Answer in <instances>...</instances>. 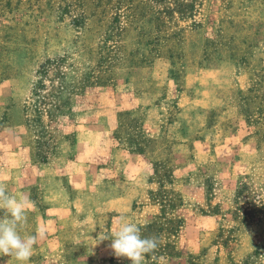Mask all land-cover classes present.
I'll return each instance as SVG.
<instances>
[{
	"label": "rangeland",
	"instance_id": "obj_1",
	"mask_svg": "<svg viewBox=\"0 0 264 264\" xmlns=\"http://www.w3.org/2000/svg\"><path fill=\"white\" fill-rule=\"evenodd\" d=\"M196 83L207 94L221 86L224 109L235 116L226 126L256 142L258 160L222 204L213 206L219 192L204 177L216 223L197 229L182 198L168 190L169 164L156 167L151 200L161 211L139 226L158 247L144 264H264V0H0V166L22 146L34 164L72 152L75 128L98 120L107 126L116 119L112 136L131 150L155 143L146 123L162 131V143L175 141L180 126L173 137V122L196 131L193 116L181 115L186 88ZM221 110L209 113L211 124ZM24 174L31 193L21 235L39 233L30 264L91 256L69 233L62 253L47 258L38 221L45 189L30 170ZM108 225L104 219L107 238ZM0 264L16 262L0 256Z\"/></svg>",
	"mask_w": 264,
	"mask_h": 264
},
{
	"label": "crops",
	"instance_id": "obj_2",
	"mask_svg": "<svg viewBox=\"0 0 264 264\" xmlns=\"http://www.w3.org/2000/svg\"><path fill=\"white\" fill-rule=\"evenodd\" d=\"M220 87L216 85L210 94L199 89L198 83L186 88L190 100L188 109L181 115L182 118L192 115L193 129L200 132L190 131V127L181 129L182 122L176 120L169 124L173 137L180 126V136L175 141L162 143V131L155 133L146 123L145 134L155 143L131 150L112 136L116 119L107 126L98 120L76 127L73 151L62 149L46 164H34L31 151L24 146L5 153L0 166V186L27 201L31 189L27 186L30 184L24 174L26 169L33 176L30 178H35L45 189L47 204L38 221L46 240L47 258L62 253V247L67 244L64 238L71 233L76 245L92 249L91 256L72 264H117L111 240L99 239L102 222L109 220L107 231L111 237L115 216L131 217L138 225L148 224L157 217L161 205L151 200V193L159 185L155 188L151 177L162 164L170 166L168 190L182 198L183 210L189 213L192 227L203 224L212 227L216 218L209 210L212 204L204 177L219 192L213 206L222 204L221 199L234 194L240 177L252 174L258 160L256 142L243 140L240 134L227 128L226 123L235 118L234 109H224L226 101L220 95ZM222 107L217 121L211 124L209 113ZM202 122L203 127L196 129ZM168 135L166 132L163 137ZM103 238L107 237L103 235Z\"/></svg>",
	"mask_w": 264,
	"mask_h": 264
},
{
	"label": "clouds",
	"instance_id": "obj_3",
	"mask_svg": "<svg viewBox=\"0 0 264 264\" xmlns=\"http://www.w3.org/2000/svg\"><path fill=\"white\" fill-rule=\"evenodd\" d=\"M28 202L8 193L0 186V256L14 259L16 264H30L39 233L21 235L20 229L26 220ZM115 231L110 238L111 249L118 258H127L131 264H144L145 257L154 253L158 247V238L144 237L141 228L131 217L112 218Z\"/></svg>",
	"mask_w": 264,
	"mask_h": 264
},
{
	"label": "trees",
	"instance_id": "obj_4",
	"mask_svg": "<svg viewBox=\"0 0 264 264\" xmlns=\"http://www.w3.org/2000/svg\"><path fill=\"white\" fill-rule=\"evenodd\" d=\"M164 1H166V0H160V2H164ZM178 10H182L180 6H179ZM179 199H180V197H179Z\"/></svg>",
	"mask_w": 264,
	"mask_h": 264
}]
</instances>
